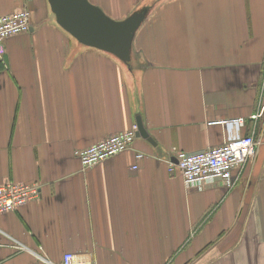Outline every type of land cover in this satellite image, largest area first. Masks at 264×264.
Returning <instances> with one entry per match:
<instances>
[{
    "label": "crops",
    "instance_id": "1",
    "mask_svg": "<svg viewBox=\"0 0 264 264\" xmlns=\"http://www.w3.org/2000/svg\"><path fill=\"white\" fill-rule=\"evenodd\" d=\"M90 1L121 19L147 12L136 63L72 47L48 0H0V16L32 12L30 31L0 47V184L41 186L0 214V264H48L34 252L54 264L69 252L92 264H264V118L249 119L264 104V0ZM138 116L155 144L136 136L82 165L77 150ZM240 117L261 144L232 188L170 171L176 153L223 144Z\"/></svg>",
    "mask_w": 264,
    "mask_h": 264
},
{
    "label": "built area",
    "instance_id": "2",
    "mask_svg": "<svg viewBox=\"0 0 264 264\" xmlns=\"http://www.w3.org/2000/svg\"><path fill=\"white\" fill-rule=\"evenodd\" d=\"M32 12L23 8L14 13L0 16V47L11 37L28 33L32 27ZM264 118V104L250 116V120ZM247 118L240 117L226 121L228 129L226 141L216 147L199 152L176 153V161L171 162L170 171L179 169L187 184H201L206 181L220 179L226 186L235 185L234 170L248 163L255 157L261 144L258 135V126H254L249 133H242L241 128L246 125ZM137 123L123 132L116 133L108 138L86 148L76 151L82 165L87 168L105 161L119 153L129 150L136 139ZM142 157L143 154H139ZM41 197L39 184L7 181L0 184V214L11 212L25 206L29 202ZM13 247L19 252L30 251L26 245L11 238ZM41 249V247H40ZM48 264H54L40 252H34ZM59 264H92L90 260L76 253H65Z\"/></svg>",
    "mask_w": 264,
    "mask_h": 264
},
{
    "label": "water",
    "instance_id": "3",
    "mask_svg": "<svg viewBox=\"0 0 264 264\" xmlns=\"http://www.w3.org/2000/svg\"><path fill=\"white\" fill-rule=\"evenodd\" d=\"M58 24L80 43L114 54L125 64L131 63L134 36L146 12L135 11L116 20L90 0H48ZM137 137L155 144L140 116Z\"/></svg>",
    "mask_w": 264,
    "mask_h": 264
},
{
    "label": "rangeland",
    "instance_id": "4",
    "mask_svg": "<svg viewBox=\"0 0 264 264\" xmlns=\"http://www.w3.org/2000/svg\"><path fill=\"white\" fill-rule=\"evenodd\" d=\"M146 14H147V12H146ZM115 15V14H114ZM113 19H116V20H121V18H118V16L117 15H115V16H113V15H110ZM23 34H25V33H23ZM23 34H20V35H23ZM72 36V35H71ZM73 40H75V41H73L74 43L72 44V47H74V48H76L77 46H84V45H82L81 43H79L76 39H73ZM133 60V62H135V60H134V58H132ZM136 63V62H135ZM77 156V155H76ZM78 157V156H77ZM79 158V157H78ZM80 159V158H79Z\"/></svg>",
    "mask_w": 264,
    "mask_h": 264
},
{
    "label": "trees",
    "instance_id": "5",
    "mask_svg": "<svg viewBox=\"0 0 264 264\" xmlns=\"http://www.w3.org/2000/svg\"><path fill=\"white\" fill-rule=\"evenodd\" d=\"M144 10V9H143ZM145 11V10H144ZM259 127H260V125H259Z\"/></svg>",
    "mask_w": 264,
    "mask_h": 264
},
{
    "label": "bare ground",
    "instance_id": "6",
    "mask_svg": "<svg viewBox=\"0 0 264 264\" xmlns=\"http://www.w3.org/2000/svg\"><path fill=\"white\" fill-rule=\"evenodd\" d=\"M128 17V16H127Z\"/></svg>",
    "mask_w": 264,
    "mask_h": 264
}]
</instances>
